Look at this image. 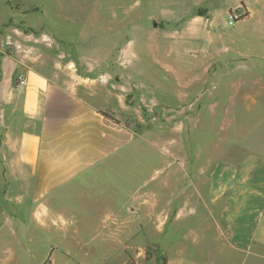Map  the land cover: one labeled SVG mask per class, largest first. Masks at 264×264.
<instances>
[{"label":"crops","instance_id":"1","mask_svg":"<svg viewBox=\"0 0 264 264\" xmlns=\"http://www.w3.org/2000/svg\"><path fill=\"white\" fill-rule=\"evenodd\" d=\"M91 38L67 44L42 30L1 40L0 239L18 243L21 230L77 219L113 238L126 222L121 214L148 222L171 210L178 215L181 208L171 200L166 209L151 187L160 181L162 189L173 160L169 166L193 175L196 192L199 178H208L209 196L222 203L217 219L228 248L245 261L264 259V155L201 169L213 131L201 143L181 131L168 144L158 135L164 117L180 130L198 101L179 93L171 104L152 95L150 86L161 85L150 80L155 74L135 77L127 61L113 60L109 38L102 46Z\"/></svg>","mask_w":264,"mask_h":264},{"label":"rangeland","instance_id":"2","mask_svg":"<svg viewBox=\"0 0 264 264\" xmlns=\"http://www.w3.org/2000/svg\"><path fill=\"white\" fill-rule=\"evenodd\" d=\"M42 30L67 44L93 36L102 46L109 38L113 60L127 61V72L155 74L150 80L161 85L150 86L152 95L171 104L179 93L197 100L180 130L164 117L158 135L168 144L181 131L201 143L213 131L214 146H203L210 154L199 159L204 171L264 155V0H0V45L18 31ZM152 157L150 150V165ZM172 161L162 189L160 181L151 187L166 209L171 200L181 208L178 215L148 222L121 214L126 222L113 238L78 219L21 230L18 243L0 239V264H164L163 256L166 264H264L228 248L217 219L222 203L209 196L208 178H199L196 192L193 175Z\"/></svg>","mask_w":264,"mask_h":264},{"label":"trees","instance_id":"3","mask_svg":"<svg viewBox=\"0 0 264 264\" xmlns=\"http://www.w3.org/2000/svg\"><path fill=\"white\" fill-rule=\"evenodd\" d=\"M164 264H166L167 258L166 256H163Z\"/></svg>","mask_w":264,"mask_h":264}]
</instances>
